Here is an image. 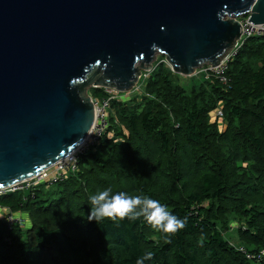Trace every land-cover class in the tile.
<instances>
[{
  "label": "trees",
  "instance_id": "1",
  "mask_svg": "<svg viewBox=\"0 0 264 264\" xmlns=\"http://www.w3.org/2000/svg\"><path fill=\"white\" fill-rule=\"evenodd\" d=\"M227 76L228 86L185 83L159 64L141 101L113 99L107 133L65 181L0 197L31 221L0 220V264H136L147 252L146 264H264L240 251L264 252V37L247 38ZM92 96L110 98L103 88ZM220 103L225 131L212 120ZM107 187L151 196L185 226L166 234L142 217L87 222L89 197ZM233 222L240 246L226 237Z\"/></svg>",
  "mask_w": 264,
  "mask_h": 264
},
{
  "label": "water",
  "instance_id": "2",
  "mask_svg": "<svg viewBox=\"0 0 264 264\" xmlns=\"http://www.w3.org/2000/svg\"><path fill=\"white\" fill-rule=\"evenodd\" d=\"M246 17L264 25V0H0V188L83 146L90 87L128 92L159 54L187 77L217 67Z\"/></svg>",
  "mask_w": 264,
  "mask_h": 264
},
{
  "label": "clouds",
  "instance_id": "3",
  "mask_svg": "<svg viewBox=\"0 0 264 264\" xmlns=\"http://www.w3.org/2000/svg\"><path fill=\"white\" fill-rule=\"evenodd\" d=\"M217 109L212 114L213 122L218 118ZM223 112V111H222ZM224 117V115H223ZM90 212L87 214V222H99L104 220L116 221L127 218L143 221L151 227L163 233H174L185 226V221L168 210L166 204L148 195H133L125 191L113 192L111 187L104 188L89 197ZM154 257L153 252H147L136 260V264H146Z\"/></svg>",
  "mask_w": 264,
  "mask_h": 264
},
{
  "label": "built area",
  "instance_id": "4",
  "mask_svg": "<svg viewBox=\"0 0 264 264\" xmlns=\"http://www.w3.org/2000/svg\"><path fill=\"white\" fill-rule=\"evenodd\" d=\"M245 22L249 25V26H247L249 28L250 27L253 29L258 28L257 33L256 32L251 33L250 35H247V38L251 37L253 34H256V36L258 35L259 37H264V25H253V24L249 23L248 19H245L244 23ZM242 26H243V23H242ZM244 30L245 29L243 26V32L242 33H244ZM259 30H261V31H259ZM247 38H246V40H247ZM243 45L244 44H242V46ZM242 46L238 45L236 47V49H234L232 51V53H230L221 62V64L218 65L217 67H211L210 66V68L208 69L210 76L217 79L218 81H220L224 85L228 86L231 83V79L228 78V76L226 74L227 70H228V65L231 62V60L238 54L239 49ZM106 91H107L108 95L110 96V98H108V99H104L102 101H96L92 97L96 116H95V122H94V125L92 128V131H91V133L87 139L88 144H87L86 150H85V148H83V146L87 143V141L75 153L71 154L70 156H68L64 160H61L60 162L56 163L51 168L47 169L46 171L42 172L41 174H39V175H37L31 179L20 182V183L14 185L12 187L0 188V197L6 196L8 193H15V192H19V191L24 192V191L34 190L39 184H41V182L43 183V181L47 182L49 184H53V183H57V182H63L68 178L70 172L76 171L78 168V160H79L80 154H83L84 152L89 150L91 147L99 144L101 142L104 134L107 131V130L105 131L106 128L103 129L104 127L107 126V115H108L107 112L110 108L111 101L114 99V96H116L117 93H113L109 89H106ZM217 116L223 117V112L221 109L218 110ZM104 131H105V133H104ZM95 137H97V138H95ZM80 150H83V152H79ZM33 197H35V195H33ZM0 210H4L6 213L12 214L8 218V221H7L8 225L17 224L18 222L21 223L19 221L20 219L17 218L16 216H14L15 214L11 213L8 209H4L0 206ZM240 251L243 252L244 254H246L247 257L251 260L261 261L264 258V252H262L259 255H254V254L248 253L245 250V248H240Z\"/></svg>",
  "mask_w": 264,
  "mask_h": 264
},
{
  "label": "rangeland",
  "instance_id": "5",
  "mask_svg": "<svg viewBox=\"0 0 264 264\" xmlns=\"http://www.w3.org/2000/svg\"><path fill=\"white\" fill-rule=\"evenodd\" d=\"M241 23H243V26H244V33H242V36H241V38L238 40V42H237V45L231 50V52L230 53H232V51L234 50V49H236V47L238 46V45H241L242 46V44H244V42H245V40H246V38H247V35H250L251 33H254V32H256L257 33V29L258 28H249V27H247V26H249L246 22L244 23V21H245V18H239L238 19ZM259 31H261V30H259ZM256 34H253L252 36H255ZM251 36V37H252ZM258 36V35H257ZM240 50V49H239ZM239 53V52H238ZM238 55V54H237ZM236 55V56H237ZM228 56V55H227ZM235 56V57H236ZM234 57V58H235ZM233 58V59H234ZM232 59V60H233ZM159 64H161V65H165L166 67H168L169 69H171L172 70V67L170 66V64H169V62L167 61V59L164 57V56H162L161 54H159L158 56H157V58L155 59V61H154V63H153V65L154 66H157V65H159ZM221 64V63H220ZM230 64V63H229ZM210 66L211 65H204L202 68H200V69H198L197 70V72H196V74L195 75H193V76H190V77H187V76H184V75H180V74H177V75H180L181 77H183L182 79H184L183 81L185 82V83H188L189 82V78H196V79H201L200 77H202V78H204L205 80H213V79H215V78H213V77H211L210 76V74H209V71H208V69L210 68ZM212 67V66H211ZM228 69H229V65H228ZM173 71V70H172ZM228 71V70H227ZM143 72V75H142V77H141V79L139 80V82L137 83V85H136V87H134L132 90H130V91H128V92H125V93H122V92H119V91H117V90H115V89H109L110 91H112L113 93H117L116 94V96H114V99L115 100H120V99H124V100H130L131 98L132 99H137L138 101H141V96H143V94H144V88H143V83H141L142 82V79L145 77V75L147 74V73H150V72H146V71H142ZM174 72V71H173ZM175 73V72H174ZM227 74V73H226ZM228 78H230L229 76H228ZM231 79V78H230ZM181 80V79H180ZM215 80H217V79H215ZM218 81V80H217ZM220 82V81H219ZM221 83V82H220ZM226 86V85H225ZM103 89H105L106 90V88H103ZM92 90H93V87H90L89 89H88V94L91 96V97H93L92 96ZM111 105V104H110ZM219 107L220 108H223V103H220V105H219ZM109 110H110V108H109ZM109 110H108V112H107V126L106 127H104L103 129H105V131L108 129V127L110 126V114H109ZM216 118H218L217 119V121L215 122L217 125H218V127H219V129L221 130V131H225L226 130V128H227V122L225 121V119H224V117H221V116H217ZM105 131H104V133H105ZM106 133H107V131H106ZM105 133V134H106ZM110 133V132H109ZM109 133L107 134V136L109 135ZM104 134V135H105ZM95 138H97V137H95ZM91 139V138H90ZM87 144H88V141H87V143L83 146V148H85V150H86V147H87ZM84 150V151H85ZM79 152H83V150H80ZM78 152V153H79ZM71 173H73V172H70L69 173V175L71 174ZM58 183V182H57ZM42 184H46V186H45V189L46 190H50V186L51 185H53V184H55V183H53V184H49V183H47V182H44L43 181V183L41 182V184H39L37 187H40V185H42ZM13 214H15L14 216H16L17 218H19L20 220V222H21V224H23L24 226L23 227H26V228H28V227H31V221H30V219H29V216H28V214H25V213H13ZM12 214H10V213H6L4 210H0V220L1 221H4L6 224H8V218L11 216ZM239 229H240V225L239 224H237L236 222L234 223H231V227L229 228V232L226 234V237L233 243V244H235L236 246H240L241 244H239L238 243V235H239Z\"/></svg>",
  "mask_w": 264,
  "mask_h": 264
},
{
  "label": "bare ground",
  "instance_id": "6",
  "mask_svg": "<svg viewBox=\"0 0 264 264\" xmlns=\"http://www.w3.org/2000/svg\"><path fill=\"white\" fill-rule=\"evenodd\" d=\"M12 213V212H11Z\"/></svg>",
  "mask_w": 264,
  "mask_h": 264
}]
</instances>
